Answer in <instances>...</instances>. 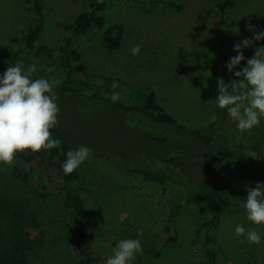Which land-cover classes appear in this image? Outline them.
Returning a JSON list of instances; mask_svg holds the SVG:
<instances>
[{
  "label": "rangeland",
  "instance_id": "374dc122",
  "mask_svg": "<svg viewBox=\"0 0 264 264\" xmlns=\"http://www.w3.org/2000/svg\"><path fill=\"white\" fill-rule=\"evenodd\" d=\"M95 1L101 0H43L46 28L38 45L53 50L58 57L67 36L63 27L73 24ZM171 1L181 5L178 12L146 0L113 4L103 13L101 28L76 43L75 50L90 75L117 80L118 91L109 99L126 107L138 106L134 92L152 89L157 102L179 122L202 127L214 116L207 78L215 59L221 78L225 82L235 79L225 65L235 55L234 45L251 39L246 24L264 30V0ZM221 9L222 25L218 16ZM25 10L24 0H0V69L21 62L27 72L35 65L34 77L48 67L46 61L25 52ZM115 25L123 31L120 46L109 51L101 46L100 34ZM134 45L140 46L138 55L132 54ZM262 46L264 40L243 49L245 60L238 68ZM92 108L89 102L77 112L70 108H59L58 112L77 143L92 150L79 167L91 226L87 242L91 264H106L123 239H139L142 244V254L131 264H204L198 231L210 215L207 205L178 190L166 189L163 195L160 187L147 186L129 175L128 162L130 167L137 155L146 151L140 136L147 128L135 125L123 110L100 109L96 113ZM228 124L230 132L238 128L236 121ZM245 132L259 136L264 132V117ZM226 147L230 148V143ZM29 152L16 153L10 166L0 164V264H74L67 213L57 192V162L47 159L42 166L36 161L27 164ZM223 168L221 162L209 168L202 160L183 170L203 184L222 187L227 184ZM23 175L28 181L22 180ZM244 205L236 204L221 219L215 242L217 264H264V235L256 245L235 233L239 224L264 234V225L247 220ZM169 212L173 224L166 234L163 228Z\"/></svg>",
  "mask_w": 264,
  "mask_h": 264
},
{
  "label": "trees",
  "instance_id": "16d2710c",
  "mask_svg": "<svg viewBox=\"0 0 264 264\" xmlns=\"http://www.w3.org/2000/svg\"><path fill=\"white\" fill-rule=\"evenodd\" d=\"M139 2L140 0H101L92 2L88 9L81 13L73 24L64 26L67 36L64 46L59 50L57 57L53 50L38 45L46 28V6L43 0H24L25 19L28 25L24 31V48L26 54L46 61L45 66L53 71H41L32 78H48L50 81H59L55 91L58 95L59 108H70L76 112L83 110L86 103H92V111H106L114 109L129 113L128 117L135 125L147 128V132L140 138L144 140L146 151L139 153L126 172L147 186L160 187L163 195L166 189L178 190L186 197H195V201L204 203L210 211L207 221L198 231L204 246V264H217L215 250L216 231L222 217L231 211L236 204H245L247 198L246 187H255L256 183H264V132L259 136L252 135L239 128H227L231 118L226 109L218 107L216 96L217 78H221L215 59L214 67L207 78L211 98L214 100V116L209 123L202 127H188L178 118L165 111L156 100L155 92L150 89L134 92L139 105L126 107L109 99L118 91L117 80L109 77L90 75L85 67L79 63V55L75 50L76 43L89 37L92 31L100 29L103 13L117 2ZM150 4L178 12L181 5L171 0H146ZM219 23L222 25L223 10L219 14ZM123 31L121 26L115 25L104 29L100 34V44L106 50L113 51L119 48ZM218 40L222 41L221 35ZM217 58V57H216ZM6 70L0 69V77ZM103 82L96 83L95 80ZM116 87H113V85ZM104 94H107L104 95ZM98 105H102L99 108ZM57 126L50 129L52 138L58 139L60 145L50 150L38 153L29 152L27 164L36 161L40 166L46 160L57 162L59 187L57 192L62 197V207L67 213L68 234L73 243L74 264H91L92 251L88 246L87 205L83 197V187L80 182L79 167L72 174H65L62 165L69 150H75L80 145L68 132L67 127L57 116ZM226 143L231 147L227 148ZM99 156V155H96ZM209 168L214 169V163L221 162L226 170V186L214 187L193 179L184 173V166L193 165L202 161ZM192 168V167H189ZM44 169V168H43ZM22 176V180H27ZM49 180V178H47ZM28 181V180H27ZM164 232L171 231L173 215L169 212L165 219Z\"/></svg>",
  "mask_w": 264,
  "mask_h": 264
},
{
  "label": "clouds",
  "instance_id": "9594fccd",
  "mask_svg": "<svg viewBox=\"0 0 264 264\" xmlns=\"http://www.w3.org/2000/svg\"><path fill=\"white\" fill-rule=\"evenodd\" d=\"M245 29L252 33L251 39L245 38L236 43L233 47L235 55L225 65L235 79L225 82L217 78L218 95L215 98L218 107L227 110L241 131L258 126L261 117H264V46L255 48L254 55L246 60V65L238 68L245 60L243 49L252 48L255 42L264 40V30L257 31L251 23L246 24ZM236 30L239 31L238 28ZM131 51L133 55H138L140 46H132ZM35 71V65L25 72L24 65L17 62L0 77V164L12 165L18 152L30 150L38 153L60 145V141L52 138L50 132L58 123L59 106L55 88L59 81L32 78L31 74ZM91 153L92 150L85 146L69 150L62 165L63 172L72 174L89 159ZM245 191L247 220L254 225H264V183L246 187ZM235 233L256 245L261 244L264 235L256 228L246 229L239 224L235 227ZM142 252L139 239H123L113 248V254L106 264H131L136 255Z\"/></svg>",
  "mask_w": 264,
  "mask_h": 264
}]
</instances>
